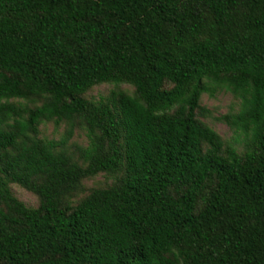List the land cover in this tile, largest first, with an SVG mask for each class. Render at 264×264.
I'll use <instances>...</instances> for the list:
<instances>
[{
	"label": "trees",
	"instance_id": "trees-1",
	"mask_svg": "<svg viewBox=\"0 0 264 264\" xmlns=\"http://www.w3.org/2000/svg\"><path fill=\"white\" fill-rule=\"evenodd\" d=\"M0 264H264V0H0Z\"/></svg>",
	"mask_w": 264,
	"mask_h": 264
},
{
	"label": "rangeland",
	"instance_id": "rangeland-1",
	"mask_svg": "<svg viewBox=\"0 0 264 264\" xmlns=\"http://www.w3.org/2000/svg\"><path fill=\"white\" fill-rule=\"evenodd\" d=\"M111 90H124L131 92L132 87L125 83H100L91 87L86 96L92 99H99L106 96ZM200 103L207 109V113L200 118L212 127L223 140L232 143L238 150L243 147V136L229 127L224 121L219 120L218 116L228 112H235L239 107V100L234 97L231 92L221 89L214 94L204 92L201 95ZM64 125L56 126L53 122H44L39 126V134L44 138L58 139L64 133ZM88 142L85 130L82 127H74L71 138L69 139L70 149L78 146H84ZM112 182V178L104 173H98L95 176L85 178L82 182L83 190L78 196L86 194L90 188L96 186L108 185ZM12 193L21 200L25 205L35 207L38 205V197L31 191L23 188L17 183H10Z\"/></svg>",
	"mask_w": 264,
	"mask_h": 264
}]
</instances>
